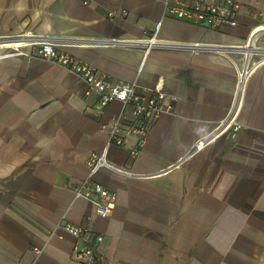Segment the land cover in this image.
I'll list each match as a JSON object with an SVG mask.
<instances>
[{
	"label": "crops",
	"instance_id": "obj_1",
	"mask_svg": "<svg viewBox=\"0 0 264 264\" xmlns=\"http://www.w3.org/2000/svg\"><path fill=\"white\" fill-rule=\"evenodd\" d=\"M166 1L0 0L1 36H55L59 50L112 79L136 82L142 92L161 84L177 96L135 158L133 137L109 146L108 160L137 175L104 168L94 174L117 193L104 218L76 197L74 186L89 174L90 153L105 150L121 102L101 108L98 95L58 64L0 58V264H76L72 251L80 240L65 223L102 235L104 264H264V64L238 96L233 62L240 53L164 47L146 53L140 45L98 42L154 36L237 47L264 26V0H235L237 24L219 28L166 13ZM234 108L237 136L220 135L187 156ZM128 124L124 118L121 130Z\"/></svg>",
	"mask_w": 264,
	"mask_h": 264
},
{
	"label": "built area",
	"instance_id": "obj_2",
	"mask_svg": "<svg viewBox=\"0 0 264 264\" xmlns=\"http://www.w3.org/2000/svg\"><path fill=\"white\" fill-rule=\"evenodd\" d=\"M91 0H83L85 4ZM239 3L235 0H167L166 13L173 14L178 18L193 19L205 23L211 27L219 28L224 24L235 26ZM113 13H110L112 16ZM103 44L126 43L140 45L147 53L153 47L180 48L190 52L209 51L224 52L226 50L240 53L241 58L234 60L237 67V95L241 93L247 77L264 64V26H256L252 29L245 44L230 47L227 45H205L201 43L177 44L156 39L154 36L145 42L137 41H98ZM58 38L51 35L34 34L26 37H4L0 35V58L13 55L26 57H38L44 61L58 64L69 73L75 75L86 84L87 94L95 93L99 97L100 107L106 106L111 101H119L122 104L121 112L114 118L108 128V141L102 153L91 152L87 159L89 174L74 186L76 197H83L92 202L101 217H109L116 205L117 193L108 189L103 184L96 182L93 176L100 169H108L126 175H137L125 168L117 167L107 158L110 145H126L129 138L134 142L129 145V153L135 158L145 147L150 127L153 122L163 113H170L174 109L177 96L168 94L163 85L142 92L136 82H126L112 79L105 73L98 71L93 65L80 61L75 56L59 50ZM37 46L33 52H28L24 47ZM235 108L220 123L214 131L200 137L190 147L187 156L203 150L207 145L216 141L220 135H227L234 139L240 131L241 125L235 121ZM129 117V124L124 131L121 130V122ZM63 228L80 240V245H74L72 258L76 264H104V259L99 251L102 235L98 234L85 225L65 223ZM36 253H41L40 247H34Z\"/></svg>",
	"mask_w": 264,
	"mask_h": 264
}]
</instances>
